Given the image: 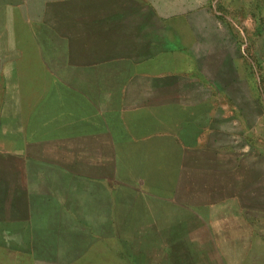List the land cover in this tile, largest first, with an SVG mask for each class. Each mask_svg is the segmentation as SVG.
Listing matches in <instances>:
<instances>
[{"label":"crops","instance_id":"crops-1","mask_svg":"<svg viewBox=\"0 0 264 264\" xmlns=\"http://www.w3.org/2000/svg\"><path fill=\"white\" fill-rule=\"evenodd\" d=\"M165 6L166 0L43 2L38 26L66 45L78 39L60 58L56 69L62 72L48 71L50 84L75 87L66 89L61 105L50 103V94L39 100L62 118L58 129H45L64 141L78 139L89 156L81 163L80 185L95 190H82L85 207L70 212H95L108 228L145 230L144 243L161 246L158 261L166 260L169 244H184L187 230L204 229L209 248L199 260L264 264V109L244 107L241 75L202 81L199 33L187 12L169 15ZM121 155L151 166L128 176L131 191L144 200L127 208L118 206L120 178L102 169L106 158L117 164ZM102 201L105 216L98 214ZM221 229L237 233L219 237ZM7 234L13 238L18 231L11 226ZM106 238L100 234L97 243L108 244ZM132 252L128 244L125 257L138 260Z\"/></svg>","mask_w":264,"mask_h":264},{"label":"rangeland","instance_id":"rangeland-1","mask_svg":"<svg viewBox=\"0 0 264 264\" xmlns=\"http://www.w3.org/2000/svg\"><path fill=\"white\" fill-rule=\"evenodd\" d=\"M44 1L0 0V264H209L199 260L208 253L209 230H187L184 244H169L164 249L166 260L158 261L161 246L144 243L145 230L108 228L97 221L95 212H70L85 207L82 190H95L80 185L86 166L81 163L89 156L78 139L64 141L63 134L45 129L50 125L58 129L62 118L52 115L47 104L39 105V100L50 94L49 102L61 105L66 89L75 87L50 84L48 71L62 72L56 69L60 58L78 39L68 38L66 45L38 26ZM165 7L169 15L187 12L189 24L199 33L202 81H229L241 75L242 93H247L244 107L264 109V0H166ZM184 36L192 39L190 31ZM211 51L215 54L209 56ZM206 92L201 85L200 93ZM105 149L110 156L111 150ZM129 160L135 159L121 155L113 164L106 158L102 168L120 178L117 200L122 208L144 200L131 191L128 176L151 169ZM104 205L102 201L99 215L105 216ZM11 226L18 231L13 238L7 234ZM230 231L226 235L217 230L216 235L237 233ZM100 234L110 240L108 244L97 243ZM128 244L133 250L129 255L138 260L125 257ZM79 247L84 249L80 256L79 251L75 254Z\"/></svg>","mask_w":264,"mask_h":264},{"label":"water","instance_id":"water-1","mask_svg":"<svg viewBox=\"0 0 264 264\" xmlns=\"http://www.w3.org/2000/svg\"><path fill=\"white\" fill-rule=\"evenodd\" d=\"M18 1H20V0H18ZM21 2H22L23 4H25L24 0H21Z\"/></svg>","mask_w":264,"mask_h":264}]
</instances>
